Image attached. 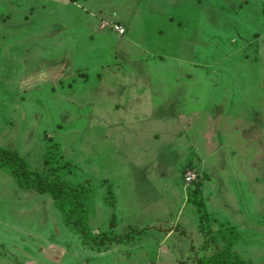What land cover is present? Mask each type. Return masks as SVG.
<instances>
[{
    "label": "rangeland",
    "instance_id": "rangeland-1",
    "mask_svg": "<svg viewBox=\"0 0 264 264\" xmlns=\"http://www.w3.org/2000/svg\"><path fill=\"white\" fill-rule=\"evenodd\" d=\"M0 146L115 239L0 169V264H264V0H0Z\"/></svg>",
    "mask_w": 264,
    "mask_h": 264
},
{
    "label": "trees",
    "instance_id": "trees-1",
    "mask_svg": "<svg viewBox=\"0 0 264 264\" xmlns=\"http://www.w3.org/2000/svg\"><path fill=\"white\" fill-rule=\"evenodd\" d=\"M77 2L80 0H71ZM46 163V160H45ZM0 169L13 176L16 184L23 190L36 191L50 195L56 206L64 213L67 225L83 239L94 245L102 246L115 239L107 233H96L88 226L89 194L84 185H74L54 175L53 172L36 171L27 165L25 159L16 151L0 146ZM198 264H251L237 254L223 249L199 261Z\"/></svg>",
    "mask_w": 264,
    "mask_h": 264
},
{
    "label": "built area",
    "instance_id": "built-area-1",
    "mask_svg": "<svg viewBox=\"0 0 264 264\" xmlns=\"http://www.w3.org/2000/svg\"><path fill=\"white\" fill-rule=\"evenodd\" d=\"M115 29L119 32V33H125V30H124V28L123 27H117V26H115ZM188 175H190V174H188Z\"/></svg>",
    "mask_w": 264,
    "mask_h": 264
},
{
    "label": "crops",
    "instance_id": "crops-1",
    "mask_svg": "<svg viewBox=\"0 0 264 264\" xmlns=\"http://www.w3.org/2000/svg\"><path fill=\"white\" fill-rule=\"evenodd\" d=\"M71 1V0H70ZM126 33V32H125Z\"/></svg>",
    "mask_w": 264,
    "mask_h": 264
}]
</instances>
